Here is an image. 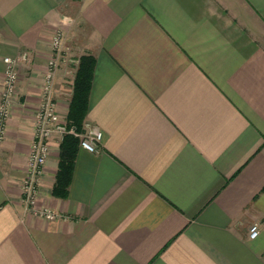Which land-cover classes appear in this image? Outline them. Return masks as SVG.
Masks as SVG:
<instances>
[{"label":"crops","instance_id":"crops-1","mask_svg":"<svg viewBox=\"0 0 264 264\" xmlns=\"http://www.w3.org/2000/svg\"><path fill=\"white\" fill-rule=\"evenodd\" d=\"M57 28L58 108L92 56L86 120L104 139L79 145L60 196L52 138L38 204L63 216L48 220L22 181ZM25 52L0 142V264H264V0H0V100L4 58Z\"/></svg>","mask_w":264,"mask_h":264},{"label":"built area","instance_id":"built-area-1","mask_svg":"<svg viewBox=\"0 0 264 264\" xmlns=\"http://www.w3.org/2000/svg\"><path fill=\"white\" fill-rule=\"evenodd\" d=\"M53 54L48 60L43 73L40 87V100L34 112V137L27 159L26 174L22 181V202L27 210L48 220H54L63 215L48 206H40L38 198L41 192L45 167L51 151V140L55 135L64 138L65 134L73 133L80 138L83 148L97 152L104 139L103 130L96 124L85 121L83 131L68 126V121L58 108L55 98L56 76L59 66L69 60L65 31L57 28L51 39ZM28 57L27 52L19 56H6L4 62V89L0 100V142L7 135L9 119L13 106L17 100L19 81V65ZM80 59L78 60L79 63ZM260 233V223L254 222L250 226V238H256Z\"/></svg>","mask_w":264,"mask_h":264},{"label":"trees","instance_id":"trees-1","mask_svg":"<svg viewBox=\"0 0 264 264\" xmlns=\"http://www.w3.org/2000/svg\"><path fill=\"white\" fill-rule=\"evenodd\" d=\"M94 58L84 55L80 58L79 67L74 79V90L67 114L68 126L77 131H83L89 106V94L94 72ZM80 145V138L73 133L65 134L60 144V159L54 194L66 196L73 172L76 153Z\"/></svg>","mask_w":264,"mask_h":264},{"label":"rangeland","instance_id":"rangeland-1","mask_svg":"<svg viewBox=\"0 0 264 264\" xmlns=\"http://www.w3.org/2000/svg\"><path fill=\"white\" fill-rule=\"evenodd\" d=\"M51 51H52V54H53L52 47H51ZM27 54H28V53H27ZM52 54H51V56H52ZM51 56H50V58H51ZM82 56H83V55H82ZM82 56H81V57H82ZM81 57H80V58H81ZM50 58H49V59H50ZM26 60H28V57H27ZM26 60H24V61H26ZM24 61H22L21 64L19 65V68H18L19 70H20V67H21V65L23 64ZM79 63H80V61H79ZM79 63H78V67H79ZM62 64H63V63H62ZM62 64H61V65H62ZM61 65H60V66H61ZM60 66H59V68H60ZM59 68H58V69H59ZM77 70H78V69H77ZM57 72H58V71H57ZM76 73H77V72H76ZM66 119H67V117H66Z\"/></svg>","mask_w":264,"mask_h":264}]
</instances>
